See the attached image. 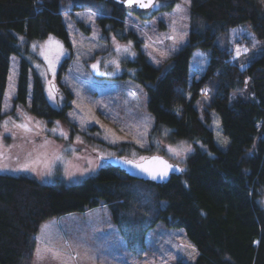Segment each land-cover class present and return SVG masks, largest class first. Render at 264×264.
I'll return each mask as SVG.
<instances>
[{"label": "trees", "instance_id": "16d2710c", "mask_svg": "<svg viewBox=\"0 0 264 264\" xmlns=\"http://www.w3.org/2000/svg\"><path fill=\"white\" fill-rule=\"evenodd\" d=\"M100 1L108 14L99 21L122 25L127 11ZM171 7L172 1L164 6ZM246 20L263 50L240 65L223 38ZM48 34L69 43L59 0H0V118L12 53L19 54L14 105L29 99L33 112L61 113L47 102L39 75L22 53L26 41ZM195 49L204 50L208 62L189 80ZM138 59L136 78L148 91L152 128L167 125L172 139L192 142L182 174L154 185L106 162L71 183L0 172V264H32L45 220L99 203L108 206L133 251H141L146 230L162 220L184 229L197 249L195 264H264V0H191L188 39L170 66L160 73L143 53ZM212 112L228 137L225 149L214 140Z\"/></svg>", "mask_w": 264, "mask_h": 264}, {"label": "rangeland", "instance_id": "374dc122", "mask_svg": "<svg viewBox=\"0 0 264 264\" xmlns=\"http://www.w3.org/2000/svg\"><path fill=\"white\" fill-rule=\"evenodd\" d=\"M170 1L172 7L165 9ZM155 2L158 6L144 16L127 11L122 25L113 26L109 20L99 21L108 14L107 9L102 10L100 0H59L69 43L48 34L26 41L22 53L39 75L47 102L61 113L54 115L46 109L33 112L29 99L26 105H14L19 54H10L2 99L4 114L0 118V153L3 154L0 165L6 164L7 168L0 167V172L26 173L42 182H54L58 178L67 183L77 182L96 172L109 153L139 159L157 152L185 164L189 152L175 155L168 149L169 146L177 150L188 146L192 149V142L185 138L172 139L167 125L152 128L154 118L147 107L148 91L136 78V71L140 65L139 53L158 67L160 73L170 66L171 56L188 39L191 0ZM178 5L182 12L177 11ZM180 34H186L183 41L165 38ZM50 36L63 45L62 55L55 47L46 45ZM19 38L20 42L25 41L22 35ZM223 40L232 52L231 59L240 65L263 50L249 20L230 28ZM124 46L129 47L128 52L123 51ZM237 47L241 49L239 54ZM42 50L55 61V73L48 70V62L40 55ZM164 53H168L166 58ZM65 58L67 61L59 74ZM207 62L206 52L195 49L189 59L188 79L198 78ZM93 64L98 65L97 69L92 68ZM13 72L10 88L9 76ZM51 82L56 88L54 99L49 97ZM21 123H28L31 131L17 127ZM210 126L216 144L225 149L228 137L222 131L218 113L212 112ZM25 164L28 167L22 168ZM42 226L36 264H176L179 260L195 264L197 255L184 229L169 227L162 220L146 230L141 251H133L112 221L105 203L52 216ZM44 228L47 234L43 236Z\"/></svg>", "mask_w": 264, "mask_h": 264}, {"label": "snow or ice", "instance_id": "6c2138e0", "mask_svg": "<svg viewBox=\"0 0 264 264\" xmlns=\"http://www.w3.org/2000/svg\"><path fill=\"white\" fill-rule=\"evenodd\" d=\"M186 3L190 2V0H185ZM127 3L132 5L135 4L138 7L142 8V9H148V8H154L157 7V3L155 2V0H127ZM177 11H183V9L178 5L177 6ZM79 15V14H78ZM89 19H91V16H89ZM173 24V32L176 31L175 29V24L176 21L174 20L172 22ZM186 34H180L178 36H174V35H168L165 38L169 39V40H173L174 42H178V41H183L184 40V36ZM131 44V41H129V45ZM46 45L50 46V47H55V49L58 51V53L60 55L63 54L64 49H63V45L59 42V41H55V39L53 37H49L48 41H46ZM147 46V45H146ZM35 47V46H34ZM117 48L119 50L120 46L117 45ZM43 49V46H42ZM175 50V49H173ZM246 50V49H245ZM123 51L128 52L129 51V47L128 46H124ZM237 54H239V52L241 51V49L239 47H237L236 49ZM134 55V53H132ZM40 55L44 56L45 60L48 62V70L55 73V66L54 63L55 61L53 59H50L49 56L42 50ZM168 55V53H164L163 56L166 58V56ZM56 60L59 59V56H57L55 58ZM160 61H157V63H159ZM113 63H115V61H113ZM119 65L117 64V67ZM37 67H39V65H37ZM98 65L97 64H93L92 68L93 69H97ZM15 76V72H13L10 76H9V81H10V88L12 87V81L13 78ZM31 87V85H29ZM49 97L54 99V85H52L51 83H49ZM203 91H207V89L203 90ZM8 105H5V107H7ZM71 115V114H70ZM27 119H31V118H27ZM7 122H5L6 124ZM17 127L23 129L24 131L28 132L31 131V128L29 127L28 123H21L19 125H17ZM5 130L7 131V128H5ZM116 141H113V143H115ZM137 143H140L141 147H144L143 143H141L140 140L136 141ZM170 152H173L175 155H180L181 151L183 152H190L192 151L191 147L188 146L186 148H183L181 150H177L172 148L171 146H169L168 149ZM3 154L0 153V156H2ZM109 156H111L112 154L109 153ZM101 159H103V157H100ZM120 159L125 165H130L133 168L139 169L142 172L147 173L149 176H151L153 179L156 178H165L168 175V171L171 168H175V165H171L169 164L167 161H165L164 159H162L161 157L155 156V157H151V158H146V157H140L138 160L137 159H129V158H125V157H121L118 158ZM145 160H150V163L146 164ZM0 167L2 168H7V165H0ZM22 168H27L28 165H22ZM178 171H182V169H177ZM187 247H192L191 245H187ZM194 251V249H193ZM53 256L55 258L56 253H53Z\"/></svg>", "mask_w": 264, "mask_h": 264}, {"label": "water", "instance_id": "95a60500", "mask_svg": "<svg viewBox=\"0 0 264 264\" xmlns=\"http://www.w3.org/2000/svg\"><path fill=\"white\" fill-rule=\"evenodd\" d=\"M106 1L112 5L119 6L120 8H122L126 11H131V12H136V13H146L152 9V8L142 9L135 4L130 5L127 3V0H106ZM51 84L54 85V82H51ZM55 90H56V88L54 85V91ZM155 156L161 157L162 159H164L165 161H167L171 165H175V168L169 169L168 175L163 179H161L159 177L156 179H153L147 173L142 172L139 169L133 168L130 165H125L120 159H118V158L123 157L121 155L107 156L103 160H104V162L117 167L122 173H124L128 177L140 179L142 181H145V182H148V183H151L154 185H161V184L167 182L172 175H181L182 174V172H183L182 165L178 161L173 160V159L165 156L163 153L152 152L150 154L145 155L144 157L151 158V157H155ZM125 158L133 159L130 157H125ZM145 163L146 164L150 163V160H145ZM177 169H182V171H178Z\"/></svg>", "mask_w": 264, "mask_h": 264}, {"label": "crops", "instance_id": "0c3cea01", "mask_svg": "<svg viewBox=\"0 0 264 264\" xmlns=\"http://www.w3.org/2000/svg\"><path fill=\"white\" fill-rule=\"evenodd\" d=\"M43 223L41 224V226H40V228H39V230H38V233H37V241H40V238H41V233L43 232ZM47 227V226H46ZM45 234H47V233H45V228H44V233H43V236L45 235ZM39 239V240H38ZM38 249H39V246H38V244H36V249H35V254H34V259H33V263L32 264H36L37 263V254H39L38 253ZM40 255V254H39Z\"/></svg>", "mask_w": 264, "mask_h": 264}]
</instances>
